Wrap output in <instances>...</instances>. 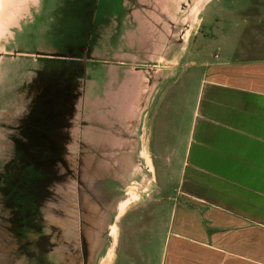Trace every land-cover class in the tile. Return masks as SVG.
Instances as JSON below:
<instances>
[{
	"label": "water",
	"instance_id": "95a60500",
	"mask_svg": "<svg viewBox=\"0 0 264 264\" xmlns=\"http://www.w3.org/2000/svg\"><path fill=\"white\" fill-rule=\"evenodd\" d=\"M215 1L9 2L0 25V264H101L112 248L115 259L122 206L154 183L147 115ZM36 120L44 134L29 132ZM12 191L27 195L26 208L5 201Z\"/></svg>",
	"mask_w": 264,
	"mask_h": 264
},
{
	"label": "crops",
	"instance_id": "0c3cea01",
	"mask_svg": "<svg viewBox=\"0 0 264 264\" xmlns=\"http://www.w3.org/2000/svg\"><path fill=\"white\" fill-rule=\"evenodd\" d=\"M249 11L228 50L190 48L152 103L154 183L121 217L115 264L121 245L125 264H264V2Z\"/></svg>",
	"mask_w": 264,
	"mask_h": 264
},
{
	"label": "rangeland",
	"instance_id": "374dc122",
	"mask_svg": "<svg viewBox=\"0 0 264 264\" xmlns=\"http://www.w3.org/2000/svg\"><path fill=\"white\" fill-rule=\"evenodd\" d=\"M264 0H217L213 3H211L204 12L200 13L198 15V25L200 28V33L196 40H194L191 49L193 47L194 50H197L198 48L206 47L208 45L209 51L214 52V45L211 46L210 40L213 38H218L221 42V46L224 49H227L230 47V44L228 40L232 38L234 35L237 34V29L234 27V25L237 22H242L245 18H247V14L251 13L249 10L255 8L258 6L259 3H263ZM258 14V13H254ZM255 18V16H254ZM220 46V45H219ZM215 48H218V45H215ZM192 49V50H193ZM156 174H157V180L159 184H162L164 180V163L160 159L153 160ZM173 173L172 177H177L178 172L173 170L171 171ZM175 179V178H174ZM156 194H153L151 197H157ZM151 194V193H149ZM145 199H148L145 197ZM143 206V205H141ZM137 210V209H135ZM132 212V211H131ZM136 212V211H134ZM132 213H129V215H126L125 219L123 218L119 220L118 227L125 233L126 223L129 220V218L132 216ZM147 227V223L139 228H145ZM127 233V232H126ZM125 233V234H126ZM125 240V238H124ZM118 260L117 264H125V258H124V246L121 245L120 249H118ZM116 263V260H114V264Z\"/></svg>",
	"mask_w": 264,
	"mask_h": 264
},
{
	"label": "flooded vegetation",
	"instance_id": "af4514ba",
	"mask_svg": "<svg viewBox=\"0 0 264 264\" xmlns=\"http://www.w3.org/2000/svg\"><path fill=\"white\" fill-rule=\"evenodd\" d=\"M36 124H32L30 127V133L31 134H44V127L41 126V123L39 120L35 121ZM6 181H3V183ZM16 190H19V188H16ZM4 193V192H3ZM26 193V191H25ZM27 195H23V192H20V195H17V192H13L11 193V196L9 197V193L7 195V200L5 201H10V203L14 204V208H16L18 211L21 210V207H25L26 208V201L24 200L26 198Z\"/></svg>",
	"mask_w": 264,
	"mask_h": 264
},
{
	"label": "bare ground",
	"instance_id": "6f19581e",
	"mask_svg": "<svg viewBox=\"0 0 264 264\" xmlns=\"http://www.w3.org/2000/svg\"><path fill=\"white\" fill-rule=\"evenodd\" d=\"M9 2H11V0H0V25H1V21L4 19L5 15H6V11H7V7ZM131 202L126 203L125 205L122 206V209L120 211V213L123 215V213L125 212V210L131 206L130 205ZM117 231L115 229H113L112 235L114 236V239L116 238V234ZM105 260L101 263V264H113V260H114V248H112L108 254L107 257L104 258Z\"/></svg>",
	"mask_w": 264,
	"mask_h": 264
}]
</instances>
